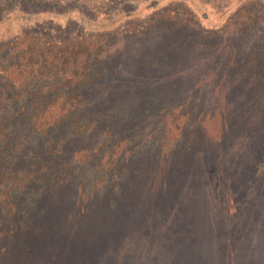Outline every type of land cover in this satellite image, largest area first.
<instances>
[{
	"label": "rangeland",
	"instance_id": "1",
	"mask_svg": "<svg viewBox=\"0 0 264 264\" xmlns=\"http://www.w3.org/2000/svg\"><path fill=\"white\" fill-rule=\"evenodd\" d=\"M10 1L14 10L8 8L0 24L17 25L21 20L16 17L40 9L50 10L42 17L58 21L61 14L75 13L68 8L98 9L106 0ZM219 3L214 11L197 0H162L158 10L140 14L139 6L138 16L127 20L132 22L129 30L144 28L152 40L138 38L137 51L145 56L135 66L134 79L119 80V86L130 87L143 75L149 84L145 95L154 96L148 108L157 112L144 121L147 133L131 145L147 144L166 154L157 162L150 156L135 160L138 165L120 195L112 184L107 198L85 200L87 209L79 207L83 200L74 202V216L64 211L55 217L53 211L49 220L48 215L37 237L49 264H264V205L255 202L244 213L241 208L229 213L239 220L219 214L229 197L239 205L264 197V85L256 81L264 73V59L255 63L248 58L264 51V0ZM222 12L229 13L221 17ZM152 14V22L139 25ZM169 91L178 102L160 108L158 100ZM180 138L186 146L173 147ZM252 149V175L247 177L243 171ZM67 195L73 199V193ZM180 195L201 204L187 220ZM56 204V210L63 205Z\"/></svg>",
	"mask_w": 264,
	"mask_h": 264
},
{
	"label": "trees",
	"instance_id": "2",
	"mask_svg": "<svg viewBox=\"0 0 264 264\" xmlns=\"http://www.w3.org/2000/svg\"><path fill=\"white\" fill-rule=\"evenodd\" d=\"M197 1L216 11L214 5L221 0ZM13 2L0 0V16L8 8L14 10ZM131 2L136 5L129 6ZM161 3L162 0H106L98 9L68 8L75 12L69 17L56 13L61 14L58 21L42 17L50 10L40 9L16 17L21 27L14 21L0 24V264H49L37 237L38 232L43 234L41 226L48 221V215L49 220L53 211L55 217L64 211L74 216V202L83 200L79 207L87 209L85 200L107 198L112 184L116 185L114 194L120 195L128 175L138 165L135 160L150 156L157 162L165 156L166 149L131 145L139 142L137 135L147 133L143 124L154 112L147 105L154 96L145 95L149 84L144 83V76L139 73L137 83L126 84L130 87L119 86L118 82L133 80L135 66L143 61L145 55L136 48L138 38L152 40L144 28L142 32L129 30L132 22L127 20L138 16L139 6L142 14L158 10ZM154 17L152 14L138 23L145 26ZM124 21L127 22L120 27ZM248 58L250 62L256 63V58L263 61L264 51L257 57L251 52ZM256 77L264 85V73ZM169 92L158 100L160 108L178 102L174 92ZM159 94L156 99L161 98ZM177 141L173 147L186 146L183 138ZM247 155L249 164L243 172L250 177L253 149ZM257 164L258 161L255 169ZM71 193L73 199L66 196ZM58 200L63 205L56 210ZM226 200L227 208L222 213L213 195L211 212L219 211L229 220L240 219L237 214H229L239 212V208L244 213L255 202L264 205V197L253 196L243 205L233 204L231 197ZM181 205L186 208L187 220L191 210L201 204L180 195V208ZM256 228L260 227L255 225ZM204 229L208 231L206 223Z\"/></svg>",
	"mask_w": 264,
	"mask_h": 264
}]
</instances>
